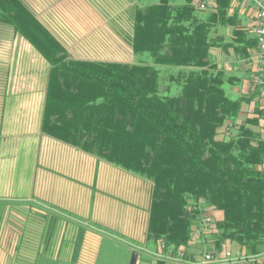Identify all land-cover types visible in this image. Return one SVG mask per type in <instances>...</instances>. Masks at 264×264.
<instances>
[{"label": "trees", "instance_id": "obj_1", "mask_svg": "<svg viewBox=\"0 0 264 264\" xmlns=\"http://www.w3.org/2000/svg\"><path fill=\"white\" fill-rule=\"evenodd\" d=\"M141 1L129 36L136 59L125 62L76 57L23 0H0V22L49 64L42 132L151 181L148 237L166 248L188 244L200 213L192 204L202 200L224 210L212 233L217 249L234 240L261 254L264 138L250 126L258 120L237 121L254 96L227 93L237 80L212 51L248 57L256 39L230 13L231 0L211 9ZM226 25L230 41L218 33Z\"/></svg>", "mask_w": 264, "mask_h": 264}, {"label": "crops", "instance_id": "obj_2", "mask_svg": "<svg viewBox=\"0 0 264 264\" xmlns=\"http://www.w3.org/2000/svg\"><path fill=\"white\" fill-rule=\"evenodd\" d=\"M23 1L70 51L83 48L85 56L71 51L73 55L111 61L125 60L85 52L102 42L129 44L133 7L145 5L141 0ZM229 8L255 37L251 10L236 0ZM2 24L16 38L11 45H0L5 53L0 59V264H129L130 256L131 264L134 251L135 264H194L211 246L220 259L226 250L249 254L234 240L217 249L212 233L224 218L219 208L211 210L216 222L211 233L191 230L185 246L166 248L163 241L149 238L151 181L42 132L49 64L32 43ZM126 26L131 28L127 35ZM232 32L231 25L218 29L226 41ZM21 39L25 42L18 43ZM256 50L244 57L232 47L213 48L214 60L237 80L228 83L227 93L251 96ZM131 54L135 61L132 49ZM35 68L39 74L26 73ZM242 106L237 121L258 120L250 126L264 138V116L258 114L264 112V101L252 97ZM150 242L155 246L150 248ZM113 253L117 256L106 255Z\"/></svg>", "mask_w": 264, "mask_h": 264}, {"label": "built area", "instance_id": "obj_3", "mask_svg": "<svg viewBox=\"0 0 264 264\" xmlns=\"http://www.w3.org/2000/svg\"><path fill=\"white\" fill-rule=\"evenodd\" d=\"M251 10L254 17L253 35L256 39V52L254 57L255 67L249 76L250 95L264 101V0H236ZM216 0H200L201 7L213 8ZM264 132V129H263ZM194 210H199V217L196 223L192 225V232L197 235L211 233V229L215 226V220L212 215V208L203 203L202 200L192 204ZM164 244H162L163 246ZM214 248L211 246L205 252L203 258L194 264H210L213 262H221L223 264H264V251L261 254L243 255L240 252L226 250L222 259L217 258L214 254ZM181 257H185L186 251L180 250Z\"/></svg>", "mask_w": 264, "mask_h": 264}, {"label": "rangeland", "instance_id": "obj_4", "mask_svg": "<svg viewBox=\"0 0 264 264\" xmlns=\"http://www.w3.org/2000/svg\"><path fill=\"white\" fill-rule=\"evenodd\" d=\"M131 28L129 26H126V35L127 33H130V30ZM129 35V34H128ZM15 38L16 36H13L12 37V33L9 29H6L2 23H0V45H11L13 44V42H15ZM122 40H123V37H121ZM18 43L19 42H25L23 41L22 39L20 41H17ZM91 49H88L87 52H85V54H88V55H93L95 57H98V56H107V57H113V56H118V57H121L122 60H127V59H130L133 61V58H132V54H131V48H130V45L126 43L124 44H113V45H110L108 44L107 42H102L101 44H96V45H93L92 47H90ZM83 48H79L77 46H74L73 49L71 50L75 55L79 54V55H84L83 53H81L80 51H82ZM0 59H3L2 57L4 56V52H0ZM85 56V55H84ZM5 59V58H4ZM3 59V60H4ZM42 69V67H41ZM28 75H34V74H39L40 72L39 71H36V68L33 69V70H28L26 72ZM230 95L232 97H235L233 95V93L229 92ZM154 243L153 242H150L149 244V247H154ZM116 251V249H115ZM106 255H110L113 256V257H116L117 256V253H113V254H106ZM106 255H104V257H106ZM121 256V254H120ZM125 258V257H124ZM129 257H127L126 255V259L125 261H127ZM131 258V256H130ZM130 258H129V264H130Z\"/></svg>", "mask_w": 264, "mask_h": 264}, {"label": "water", "instance_id": "obj_5", "mask_svg": "<svg viewBox=\"0 0 264 264\" xmlns=\"http://www.w3.org/2000/svg\"><path fill=\"white\" fill-rule=\"evenodd\" d=\"M136 258H137V252L134 251V254L131 259V264H135Z\"/></svg>", "mask_w": 264, "mask_h": 264}]
</instances>
